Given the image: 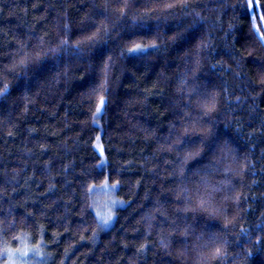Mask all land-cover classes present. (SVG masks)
Here are the masks:
<instances>
[{
  "label": "trees",
  "instance_id": "obj_1",
  "mask_svg": "<svg viewBox=\"0 0 264 264\" xmlns=\"http://www.w3.org/2000/svg\"><path fill=\"white\" fill-rule=\"evenodd\" d=\"M253 17L264 31V0H0V241L26 236L46 264H264V43ZM185 29L192 43L174 42ZM200 37L208 46L189 52ZM134 43L159 47L129 53ZM98 50L113 61L93 123ZM213 123L217 150L181 176L177 137ZM105 178L120 181L125 204L100 230L87 189Z\"/></svg>",
  "mask_w": 264,
  "mask_h": 264
},
{
  "label": "snow or ice",
  "instance_id": "obj_2",
  "mask_svg": "<svg viewBox=\"0 0 264 264\" xmlns=\"http://www.w3.org/2000/svg\"><path fill=\"white\" fill-rule=\"evenodd\" d=\"M187 5L184 4L182 7H186ZM127 7V5H125ZM171 7V5H169ZM253 19V27L256 33L259 36V39L262 43H264V31H261L260 27L255 24V17ZM262 20H264V17H261ZM67 28V26H65ZM158 27V26H157ZM194 27V25H190L189 28ZM188 32V29H185L184 33L178 32L175 36L172 37L174 42L182 41L187 45H190L192 43V37L186 35ZM200 43L196 45L195 50H193L191 47H189V52H195L196 55H199L200 51L207 47L208 45L205 43L203 37H200ZM100 38H93V43H99ZM68 46V40L64 39L60 41V45H58V48H66ZM75 50H79L81 45L79 42L73 46ZM159 45L156 43H152L149 45H142L140 43H134L132 47L128 48L127 51L129 53H139V52H145L148 48L151 49H158ZM123 55V53H121ZM188 54V53H186ZM97 55L99 56L100 61L103 63L104 69H105V76L103 83H101L99 86H96L95 84L90 85V94H96L98 96V100L95 107V112L92 116V122L97 123V117L98 114L102 113L103 108L107 105V97L104 95L105 92L108 90V80H107V69L110 67V63L113 61V57L111 55L107 56V62L104 61L105 55H107L106 52L102 50H98ZM39 60V58H38ZM24 67H27V64L24 63V61L21 62ZM239 63V61H238ZM197 64H199V61L197 60ZM215 67V65H213ZM261 68H264V64H261ZM81 79H84V77H81ZM260 83L264 84V76L260 78ZM9 93V87L7 84L3 86V88H0V98L6 97ZM89 93H86L88 95ZM216 95H212L210 100H205L201 104V108L204 110V115L210 116V114L214 111H216ZM199 123V122H197ZM201 129H203L199 135L196 134V129L193 128L192 132L190 133L187 129H185V136L184 137H177V143H183L184 145V152L185 155L182 158L181 164H180V175L183 176L184 174V165L187 164L189 160H196L197 157H201L202 154L206 155L208 153H214L217 150V145L222 140V136L218 134L216 125L213 123L209 127L204 128V125H200ZM195 137V138H193ZM147 138V137H146ZM96 140L99 141L100 137H96ZM96 149L99 150L100 155L103 156L104 150L101 144L96 143L94 145ZM225 147H227V144L225 143ZM230 151V149H229ZM199 163V161H197ZM120 181L117 180L114 184L109 185L108 179L105 178L104 184L102 187L108 188L109 190H115L117 186L119 185ZM95 185H91L88 187L87 191L90 193L93 191ZM52 189L50 188L49 191ZM122 206L124 204L123 201H117L115 199H111L108 201L106 205V211L104 213L97 212L96 216L98 218L99 225L102 227H107L110 225L115 218L116 215V207L117 205ZM209 206V202L201 198L199 207L207 210ZM89 207H93V205H89ZM149 227H151V223H149ZM42 231V230H41ZM0 234L2 233V230H0ZM185 234H187V229H185ZM16 239H19V237H16ZM163 244V241H162ZM166 246V245H164ZM146 248V245L142 246V249ZM33 249L28 248L25 246L24 248H18V249H12L7 241H0V257H7V261L5 264H17L15 259V253H19L21 256L27 255L28 251H31ZM34 251L37 254H40L42 252V248L40 245H36L34 247ZM225 254V250L222 246L217 247L213 253L214 257L219 258L220 256H223ZM250 254V253H249Z\"/></svg>",
  "mask_w": 264,
  "mask_h": 264
},
{
  "label": "rangeland",
  "instance_id": "obj_3",
  "mask_svg": "<svg viewBox=\"0 0 264 264\" xmlns=\"http://www.w3.org/2000/svg\"><path fill=\"white\" fill-rule=\"evenodd\" d=\"M96 143L101 144L100 140L97 141L95 139L93 145H95ZM95 150L100 155L99 150L96 149V148H95ZM105 162H106L105 155L104 154H103V156L100 155V165H104ZM103 184H104V182H102L100 185H95L93 191L91 192L92 205H93L92 210H93L95 215H96L97 212L104 213L106 211V205H107L108 201H110L111 199H115L117 201H123L122 199H120L117 196L116 189L115 190H109L108 188L102 187ZM111 184L112 183H109V185H111ZM122 206H120L118 204L116 209L119 208V207H122ZM97 220H98V218H97ZM111 224L108 225L107 227H102V226L99 225V227H100L99 229L100 230H105V229L109 228L111 226ZM9 246L12 249L24 248L25 246H27L30 249H33L31 251H28L27 255H25V256H21L19 253H15V259H16L17 264H46V260H45V257H44L45 255L43 253V250H42V252L40 254H37L34 251L35 245H31L30 241L28 240V238L26 236L19 237V239H17V241H16V245L15 246H12V244H9ZM6 261H7V257L6 256L0 258V264H5Z\"/></svg>",
  "mask_w": 264,
  "mask_h": 264
}]
</instances>
